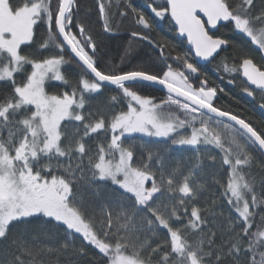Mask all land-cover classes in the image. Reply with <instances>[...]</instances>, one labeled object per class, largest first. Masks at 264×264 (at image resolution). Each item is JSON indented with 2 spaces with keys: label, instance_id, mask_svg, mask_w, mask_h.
<instances>
[{
  "label": "snow or ice",
  "instance_id": "snow-or-ice-1",
  "mask_svg": "<svg viewBox=\"0 0 264 264\" xmlns=\"http://www.w3.org/2000/svg\"><path fill=\"white\" fill-rule=\"evenodd\" d=\"M114 6L142 29L121 62L140 41L149 64L101 67L80 0H0V264H74L87 247L97 264H264V0H95L104 33ZM165 19L187 51L152 38ZM230 46L217 70L259 95V120L216 105L204 69Z\"/></svg>",
  "mask_w": 264,
  "mask_h": 264
},
{
  "label": "trees",
  "instance_id": "trees-1",
  "mask_svg": "<svg viewBox=\"0 0 264 264\" xmlns=\"http://www.w3.org/2000/svg\"><path fill=\"white\" fill-rule=\"evenodd\" d=\"M132 3L135 7L145 11L146 14L150 13V9H147L145 6V0H132ZM80 5V16L81 18H84L85 13L88 14L86 23L88 24L94 38L98 42L101 67H104V65L107 64L109 67L120 66L125 70H130L131 68L144 66L150 63V57L154 55L152 49L140 41H131V54L124 59L123 63L121 62L126 49H128L130 45V33L132 31L142 30L134 24L131 14L127 18L120 17L116 14L114 6L112 19L113 32L104 33L102 22L99 21L96 12L95 0H80ZM225 24L226 22H222L218 30L215 32V35L222 36L225 39L247 46L248 42L242 38L240 34L233 32L230 25L225 26ZM41 33L42 30H38V38ZM151 36L153 39H160L161 37L166 38L171 45L176 46L177 51L188 50L184 40L176 36L175 29L171 26L168 19L158 21L154 24V30L151 32ZM24 52L35 55L36 48L35 46L24 47ZM235 53L236 50L230 46L221 51L220 55L216 57V60L205 65L204 70L208 73L210 78L209 86L222 87L225 89V93L219 94V98L216 100L217 106L224 107L225 109L230 108L236 112L242 113L246 117L252 118L253 120H259L262 118L258 107L261 103L259 95L257 94L255 99L248 97L242 90L243 87H245V84L242 83L239 77H237L234 82L230 83L229 81L233 80V77L225 73L222 68L217 70V64L222 56H229V60L231 62V57ZM47 54L48 53H45V55ZM173 55H175V52H173ZM64 71L68 75L69 79L75 83L77 77L75 66L67 65L65 66ZM58 90H63V86L60 85L59 82H52L49 91L52 92ZM148 92L159 97L164 95L158 89L146 90V94ZM108 94L109 93L106 91L105 95ZM138 142L139 141H137V143ZM173 155L179 158L192 156L193 153L180 149L179 151H174ZM259 175L260 174L257 173L258 178ZM76 244L79 246L80 241L77 240ZM98 259L99 257L97 256L96 251L91 247H87L86 254L77 257L74 264H97Z\"/></svg>",
  "mask_w": 264,
  "mask_h": 264
},
{
  "label": "water",
  "instance_id": "water-1",
  "mask_svg": "<svg viewBox=\"0 0 264 264\" xmlns=\"http://www.w3.org/2000/svg\"><path fill=\"white\" fill-rule=\"evenodd\" d=\"M201 15H202V14H201ZM221 23H222V22H221ZM171 24L174 26V28H175V30H176V35H177L179 38L184 39V40L186 41V45H187V47L190 48V45H189L188 42H187V38H186V36H181V35L179 34L177 28H176L175 25H174V22H171ZM216 30H217V29H216ZM216 30H215V31H216ZM206 64H208V63H206Z\"/></svg>",
  "mask_w": 264,
  "mask_h": 264
},
{
  "label": "flooded vegetation",
  "instance_id": "flooded-vegetation-1",
  "mask_svg": "<svg viewBox=\"0 0 264 264\" xmlns=\"http://www.w3.org/2000/svg\"><path fill=\"white\" fill-rule=\"evenodd\" d=\"M170 24H171V22H170ZM221 24H222V23H221ZM221 24H220V25H221ZM220 25L218 26V28L220 27ZM171 26H173V25L171 24ZM173 28H174V26H173ZM218 28H217V30H218ZM174 29H175V28H174ZM217 30H216V31H217ZM216 31H215V32H216ZM175 33H176V30H175ZM176 36H177V35H176ZM177 37H178V36H177ZM178 38H179V37H178ZM181 39H182V38H181ZM183 40H184V39H183ZM184 42H185V45H186V41H185V40H184ZM186 47H187V45H186ZM187 49H189V48L187 47ZM197 84H198V82H197Z\"/></svg>",
  "mask_w": 264,
  "mask_h": 264
}]
</instances>
